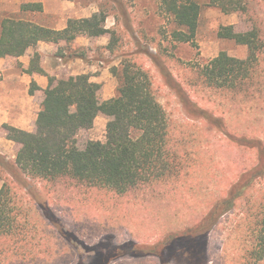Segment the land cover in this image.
<instances>
[{
  "label": "rangeland",
  "instance_id": "1",
  "mask_svg": "<svg viewBox=\"0 0 264 264\" xmlns=\"http://www.w3.org/2000/svg\"><path fill=\"white\" fill-rule=\"evenodd\" d=\"M159 1L0 0V30L1 22L10 17L59 30L69 19L103 13L105 26L119 39L115 53L106 48L109 35L93 40L80 36L74 45L43 47L49 57L47 65L55 71L52 77L56 81L67 79L72 74L71 62L81 59L79 64L101 82L99 98L109 100L119 87V78L112 70L119 71L122 54H128L130 61L143 65L152 75L156 98L167 115L169 151L182 163L181 171L168 181L138 186L118 196L68 180L51 185L30 181L15 167L17 147L0 145V189L8 184L15 190L22 228L21 242L15 249H7L12 248L9 243L4 245L0 264H100L114 256L117 247L138 244L152 248L165 241L168 248L161 250L160 261L125 255L109 264H189L182 256L185 243L180 234L197 225L224 199L241 174L254 169L257 151L244 145L255 140L264 144V50L242 91L216 92L194 80L197 68L220 52L246 58V46L218 38L221 27L232 26L237 33L258 30L264 43V0H244L245 12L228 15L204 6L196 45L172 40L171 34L178 27L160 12ZM25 3H41L42 11L24 14L20 6ZM35 53L40 64L43 62L44 55L34 49L29 65ZM4 59L1 79L23 74L29 67ZM160 65L169 68L171 83ZM193 81L195 85L190 84ZM108 121L99 115L90 130L79 131L78 148L83 149L89 141L105 142ZM254 185L249 203L240 201L208 234L204 254L195 257L198 264H240L241 245L248 247L255 239L249 233L250 226L262 218L264 177Z\"/></svg>",
  "mask_w": 264,
  "mask_h": 264
},
{
  "label": "trees",
  "instance_id": "2",
  "mask_svg": "<svg viewBox=\"0 0 264 264\" xmlns=\"http://www.w3.org/2000/svg\"><path fill=\"white\" fill-rule=\"evenodd\" d=\"M243 3L244 0H160L159 10L178 27L171 34L173 41L196 45L198 21L204 6L219 9L228 15L245 12ZM20 11L40 12L42 5L22 4ZM105 21L103 13H94L88 18L69 19L64 29L55 30L23 19L5 18L1 22L0 58H19L40 42L70 46L80 36L93 40L106 35L110 37L106 48L114 54L119 39L114 31L106 28ZM217 36L246 46V58L237 59L220 52L208 64L197 68L194 81L216 92L242 91L258 67L263 53L261 36L255 29L237 33L232 26L221 27ZM122 56L121 69L112 70V74L119 78L117 94L112 99L101 100V85L92 82L89 74L56 81L41 68L40 56L35 53L29 67L23 72L48 77L35 121L36 129L27 132L2 125L6 139L19 145L15 157V167L19 173L30 181L45 185L68 180L121 196L138 186L168 181L181 171V161L168 148L167 115L156 98L150 71L130 61L128 54ZM160 70L171 83L169 68L160 65ZM194 81L190 84L195 85ZM169 82L168 86L174 88ZM37 90L40 88L32 82L29 94L33 95ZM177 90L182 95L180 88ZM99 115L109 118L105 142L89 141L83 149H79L77 133L90 130ZM249 143L244 146L257 151L254 169L241 174L224 199L219 200L197 225L180 234V241L185 243L182 256L187 263H199L195 257L199 253L200 256L204 254L206 236L221 217L238 207L240 201H245V205L249 203V193L255 191L256 180L264 177V144L259 140ZM14 201H17L15 190L3 184L0 189V248H3L0 257L6 243L12 247L7 249H15L21 242L18 238L22 232L18 219L21 213ZM260 211L261 220L250 226L249 233L255 238L253 244L248 247L241 245L240 264H258L264 260V196ZM161 244L152 248L137 244L117 247L114 256L98 263L109 264L116 257L125 255L154 257L160 261L161 250L168 248V242Z\"/></svg>",
  "mask_w": 264,
  "mask_h": 264
},
{
  "label": "crops",
  "instance_id": "3",
  "mask_svg": "<svg viewBox=\"0 0 264 264\" xmlns=\"http://www.w3.org/2000/svg\"><path fill=\"white\" fill-rule=\"evenodd\" d=\"M22 13L25 14V13H32V12H22ZM62 29H59V30H62ZM78 38L79 37L76 38L75 44ZM61 44L62 43L58 45H61ZM49 45H53V44H47V43L40 42L37 44L36 48L28 49L23 56L19 58L7 57L6 59H14V61H19L26 68L29 65L30 56H31V53H33V50L35 49L38 53H40L43 56L45 53L43 50V47H48ZM44 56L42 57L43 62H41L40 66L47 75H50V77H52L55 75V71H53L47 65L49 61L48 59L49 57H46V56L44 57ZM51 58H54V57L53 56L50 57V60H52ZM4 61H5L4 58L3 59L0 58V73L2 74L4 73V69L2 67L4 64ZM81 61H82L81 59H76V61L71 62V65L69 66L70 71L72 70V74H70L71 76L88 74V70H85V65L79 64V62L81 63ZM15 75L16 76L11 77V78L9 77L6 78L4 76L2 79H0V128L3 124H7L9 126L15 127L23 131L34 132L36 129L35 121L37 118V114L40 111L41 103L44 98L43 90L46 89L48 85V81L45 76H42L36 73L27 74L23 72V74H20V75L15 74ZM91 81L98 83V84L101 83L99 82V80H97V78L93 76H91ZM32 82H34L40 88V90H37L33 93V95H30L29 88ZM0 130L2 133L0 134V145L2 146H5L6 144L13 145L12 149L14 147H17L16 149L18 151L19 145L7 140L5 131L2 129Z\"/></svg>",
  "mask_w": 264,
  "mask_h": 264
}]
</instances>
